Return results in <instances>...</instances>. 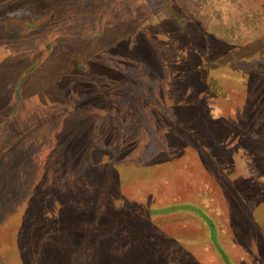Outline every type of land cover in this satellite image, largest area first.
<instances>
[{
  "label": "rangeland",
  "instance_id": "rangeland-1",
  "mask_svg": "<svg viewBox=\"0 0 264 264\" xmlns=\"http://www.w3.org/2000/svg\"><path fill=\"white\" fill-rule=\"evenodd\" d=\"M0 264H264V0H0Z\"/></svg>",
  "mask_w": 264,
  "mask_h": 264
},
{
  "label": "water",
  "instance_id": "water-1",
  "mask_svg": "<svg viewBox=\"0 0 264 264\" xmlns=\"http://www.w3.org/2000/svg\"><path fill=\"white\" fill-rule=\"evenodd\" d=\"M17 96H18V102L20 103L21 98H22L21 80L19 81L18 86H17Z\"/></svg>",
  "mask_w": 264,
  "mask_h": 264
},
{
  "label": "trees",
  "instance_id": "trees-1",
  "mask_svg": "<svg viewBox=\"0 0 264 264\" xmlns=\"http://www.w3.org/2000/svg\"><path fill=\"white\" fill-rule=\"evenodd\" d=\"M189 205H191L194 208H198L201 209L202 212H204L205 210L203 209V207H201V205H199L198 203H190ZM202 215V214H199Z\"/></svg>",
  "mask_w": 264,
  "mask_h": 264
}]
</instances>
